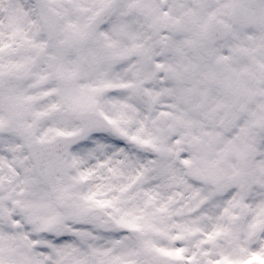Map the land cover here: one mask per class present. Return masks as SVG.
Returning <instances> with one entry per match:
<instances>
[{
    "label": "snow or ice",
    "instance_id": "obj_1",
    "mask_svg": "<svg viewBox=\"0 0 264 264\" xmlns=\"http://www.w3.org/2000/svg\"><path fill=\"white\" fill-rule=\"evenodd\" d=\"M0 264H264V0H0Z\"/></svg>",
    "mask_w": 264,
    "mask_h": 264
}]
</instances>
